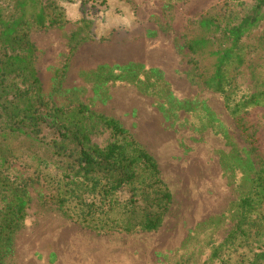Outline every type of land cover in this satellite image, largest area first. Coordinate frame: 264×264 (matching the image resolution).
<instances>
[{
  "label": "rangeland",
  "instance_id": "obj_1",
  "mask_svg": "<svg viewBox=\"0 0 264 264\" xmlns=\"http://www.w3.org/2000/svg\"><path fill=\"white\" fill-rule=\"evenodd\" d=\"M53 1L61 21L39 27L34 15L47 0H0L4 20L33 47L30 66L46 104L41 136L51 140L60 131L47 115L51 106L81 111L100 147L111 141L104 121L116 120L155 158L171 202L153 231H94L60 209L53 190L37 180V169L59 170L51 150L0 132V179L24 184L28 199L0 248V264H251L264 251V196L257 188L264 103L233 110L251 96L264 100V7L260 22L238 41L219 92L205 85L215 63L210 52L231 40L198 53L186 43L215 34L201 29L202 19L230 27L255 0ZM10 199L1 181L0 220Z\"/></svg>",
  "mask_w": 264,
  "mask_h": 264
},
{
  "label": "trees",
  "instance_id": "obj_2",
  "mask_svg": "<svg viewBox=\"0 0 264 264\" xmlns=\"http://www.w3.org/2000/svg\"><path fill=\"white\" fill-rule=\"evenodd\" d=\"M263 7L264 0H255L254 6L239 23L223 29L212 17L201 20V29L215 34L189 39L186 48L190 53L202 52L213 42L231 40L230 46L222 44L210 52L215 63L212 74L205 80L207 87L219 92L224 90V69L234 57L238 41L262 19ZM60 15L62 12L55 2L47 0L40 4L34 22L39 27L46 22L55 26L61 21ZM13 22L19 24L18 20ZM0 24L3 26L0 30V132L24 136L51 150L59 170L50 175L44 174L46 167L37 169V180H42L53 190L52 198L73 220L105 233L157 229L169 208L171 193L161 179L155 158L114 119L104 121L111 141L104 147L92 143L84 125L85 118L79 110L69 115L62 108L51 106L47 115L60 131L51 140L41 136L40 111L46 104L41 98L34 69L30 66L33 47L28 36L24 33L18 35L1 13ZM20 44L24 48L16 49ZM6 48L9 52L4 51ZM237 61L242 62L238 56ZM261 103L264 100L251 96L238 103L233 112ZM235 123L242 132L247 131L239 115L235 116ZM0 136L3 138L4 134ZM1 181L9 189L11 199L0 220V248L9 243L28 203L24 184H3ZM257 181L262 197L263 173ZM243 203L248 209L253 208L250 200L245 199ZM263 259L264 251L258 253L251 264Z\"/></svg>",
  "mask_w": 264,
  "mask_h": 264
}]
</instances>
